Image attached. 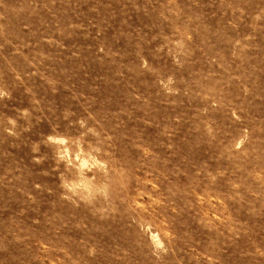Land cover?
I'll return each mask as SVG.
<instances>
[{"label":"rangeland","instance_id":"obj_1","mask_svg":"<svg viewBox=\"0 0 264 264\" xmlns=\"http://www.w3.org/2000/svg\"><path fill=\"white\" fill-rule=\"evenodd\" d=\"M0 264H264V0H0Z\"/></svg>","mask_w":264,"mask_h":264},{"label":"clouds","instance_id":"obj_2","mask_svg":"<svg viewBox=\"0 0 264 264\" xmlns=\"http://www.w3.org/2000/svg\"><path fill=\"white\" fill-rule=\"evenodd\" d=\"M61 143H63V141H60ZM84 164H86V161L85 162H83Z\"/></svg>","mask_w":264,"mask_h":264}]
</instances>
